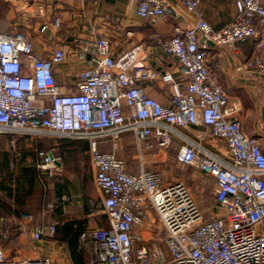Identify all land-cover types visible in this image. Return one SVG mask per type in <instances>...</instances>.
Here are the masks:
<instances>
[{"label": "built area", "instance_id": "1", "mask_svg": "<svg viewBox=\"0 0 264 264\" xmlns=\"http://www.w3.org/2000/svg\"><path fill=\"white\" fill-rule=\"evenodd\" d=\"M131 1L142 19L186 24L176 25L174 35L163 41L155 36L164 53L177 61L175 72L162 75L169 104L148 96L138 84L154 77L141 47L119 51L101 37L79 41L69 50L55 45L43 56L26 32L0 30V137L9 136L13 148L24 137L88 142L94 185L109 222L80 235L89 264H264V151L243 130L241 102L230 105L208 65V43L238 52V44L252 40L254 54L236 71L264 77V3L234 0L233 20L217 31L199 12V0ZM60 24L56 19L54 25ZM68 56L82 66L71 90L59 85L55 74ZM179 128L204 129L226 144L230 161L193 143L178 153L180 164L214 183L219 214L205 218L183 182L164 183L158 173L144 168L133 173L124 159L101 149L105 143L120 149L132 135L138 145L157 138L156 146L167 151ZM54 151H38L39 169L58 171L60 158ZM150 213L161 225L164 245L135 234ZM23 218L32 220L29 214ZM6 223L0 210V264H59L45 255L8 256ZM59 224L35 226L32 239L54 235Z\"/></svg>", "mask_w": 264, "mask_h": 264}, {"label": "crops", "instance_id": "2", "mask_svg": "<svg viewBox=\"0 0 264 264\" xmlns=\"http://www.w3.org/2000/svg\"><path fill=\"white\" fill-rule=\"evenodd\" d=\"M169 1L175 2V0ZM262 2L264 3V0ZM198 10L217 31L230 24L236 13L234 0H199ZM56 19L61 22L58 28L54 25ZM176 25L186 27V24L180 20L165 19L152 23L140 18L137 15V3L131 0H98L97 2L0 0V30L26 32L33 38L37 51L43 56L55 45L64 46L69 50L70 47H76L79 41H91L101 37L109 38L115 49L119 51L141 47V53L145 57L144 64L153 71L154 77L139 81L138 84L148 96L164 105L169 104L170 91L169 86L162 81V75L169 71L175 72L177 61L164 53L162 43H159L155 36L159 35L162 41L170 38L174 35ZM200 43H203L202 37ZM238 48V52H232L228 48L208 43V65L211 68L213 80L227 92L230 105L232 106L237 101L241 102L243 130L247 135L256 137L264 151V77L236 71L239 64L252 57L255 44L249 40L238 44ZM81 67L74 57L68 56L67 60L55 69L59 85L70 90L74 89L71 85ZM259 111L260 118L258 119L257 112ZM2 138L0 137V145L4 142ZM36 141V139L24 137L19 139L16 145L20 146L19 149L24 147L20 151V159L24 156L30 164L37 161L38 168L40 159L34 158L35 154H32L33 151H39L38 148H33L36 146ZM149 143L152 147H148ZM156 143L157 138H151L138 145L134 136L128 135L120 149H116L111 143L101 145V149L114 152L124 159L129 171L138 173L141 168H144L158 173L164 183L175 180L157 170L156 166L165 164L168 157H172L177 164L184 166L178 161V153L185 144L193 143L225 161H230L231 158L222 139L215 138L200 128L177 129L173 143L167 151L158 148ZM53 148L55 156L60 158V162L56 164L58 171L42 170L40 172L42 179L37 180L36 194L31 195L24 202L19 214L15 212L18 208L14 201H11L10 205L14 208L12 211L2 210V213L8 215L3 214L7 223L2 229L8 230L10 236L14 238L30 240L33 249L24 251L18 257L13 256L5 245L4 247L7 255L11 257L32 258L45 255L59 264H73L67 242L61 240L59 236L55 239L52 236H46L42 241H34L32 239L33 228L55 222H59V225L66 222H77L82 223L86 230L108 227L109 222L102 213L101 198L94 185L88 142L61 138L60 141L46 149ZM128 153L131 155L130 160L125 158ZM84 158L87 159V166L78 167L76 162H81ZM15 173L14 180L17 175L19 176L16 170ZM213 186L215 194L214 183ZM0 194L4 192L0 191ZM35 196L38 198L36 213L39 220L33 222V219L28 220L22 217L24 214H29L26 211L34 210L31 206ZM211 214H219V208L217 213L212 212L204 216L208 218ZM154 219L158 221L155 213H150L149 220L143 226L137 227L135 234H140L147 240H155L153 237L157 236V232ZM156 240L160 241V239ZM58 251L62 252V259Z\"/></svg>", "mask_w": 264, "mask_h": 264}, {"label": "rangeland", "instance_id": "3", "mask_svg": "<svg viewBox=\"0 0 264 264\" xmlns=\"http://www.w3.org/2000/svg\"><path fill=\"white\" fill-rule=\"evenodd\" d=\"M247 111H245L246 113ZM257 117L258 119L260 118V111L257 112ZM251 119V118H250ZM44 138V137H42ZM3 145H0V180H5L6 183L11 185L12 187L16 186V183H13L10 181V178H5L4 175L2 174L3 171V166H6L8 163L13 167L14 169L18 167V161L20 160V151L24 149L22 147L21 149L20 146L16 145L15 148H13L10 145V137L6 136L3 137ZM51 144L56 143L60 141L61 138L58 137H51L47 138ZM63 139V138H62ZM71 139V138H68ZM46 141V140H45ZM47 145V144H46ZM36 149V148H35ZM34 149V150H35ZM39 150V148H38ZM40 151V150H39ZM22 153V152H21ZM131 155L128 153L125 155L126 160H130ZM17 162V163H16ZM78 167L82 165V167L87 166V159H82L81 162H76ZM157 170H160L163 172L164 175L167 177L173 178L175 181H180L183 182L190 190L192 196L200 206L201 210L203 211L204 215H208V213H217L218 212V206L216 205L215 199H214V186L212 181L208 180L205 176L201 175L198 173L194 168L191 167H184L175 162V160L172 157H168L166 160L165 164H160L156 166ZM14 189V188H13ZM0 199L3 201L7 202V198L4 194H0ZM37 197L35 196L32 200V206L31 209L33 208L34 210H28L26 213H29L33 219V222L35 220H39L37 217ZM9 201V200H8ZM31 205V204H29ZM1 212H3L1 209ZM5 216L7 215L6 213H2ZM8 216V215H7ZM23 218V217H22ZM155 220V219H154ZM155 229H156V234L157 238L153 237L155 239H160L162 241V229L161 225L158 221H154ZM159 228V229H158ZM162 244L164 245V242L162 241ZM32 243L30 240L27 239H22V238H14V236H11V239L5 243V247L10 251V253L13 254V256H18L20 257V254H22L24 251L31 249ZM4 247V248H5ZM33 249V248H32ZM59 255H62L61 251H58ZM63 255L60 257L62 259Z\"/></svg>", "mask_w": 264, "mask_h": 264}, {"label": "trees", "instance_id": "4", "mask_svg": "<svg viewBox=\"0 0 264 264\" xmlns=\"http://www.w3.org/2000/svg\"><path fill=\"white\" fill-rule=\"evenodd\" d=\"M36 146L33 148H39V150H47L46 148L52 146L54 143H50L47 141V138H38L36 139ZM47 142H46V141ZM47 144V145H46ZM34 155V158L40 159L41 158L38 155V151L32 152ZM36 158V159H37ZM18 167L15 169L11 167V165L8 163L6 166H3V171L2 174L4 175L5 178H10V181L13 183H16V186L12 187L8 183L5 182V180H0V191L4 192V195L7 198V202L3 201L0 199V208L10 212L12 211V206L11 201H14L16 204L17 208L15 210L16 213H20L22 211L21 206L25 204L24 202L29 199V197L34 194H36V189H37V180L42 177L40 176V170L37 168L36 163L30 164L29 162L26 161L24 156L18 161ZM17 163V162H16ZM15 170L19 174V176H16V179L14 180V175ZM1 174V173H0ZM30 176V177H29ZM15 190H14V189ZM9 200V201H8ZM12 203V205L14 204ZM6 229V228H5ZM84 230L83 224L82 223H77V222H66L63 225H59L57 227V230L52 237L55 239L59 236L61 240L67 242L68 248H69V253L71 260L73 264H88L89 259L87 253L80 247L79 244V238L81 235V232Z\"/></svg>", "mask_w": 264, "mask_h": 264}]
</instances>
